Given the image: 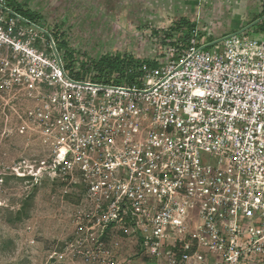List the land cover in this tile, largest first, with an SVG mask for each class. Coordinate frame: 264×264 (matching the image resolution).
I'll return each mask as SVG.
<instances>
[{"label": "built area", "instance_id": "built-area-1", "mask_svg": "<svg viewBox=\"0 0 264 264\" xmlns=\"http://www.w3.org/2000/svg\"><path fill=\"white\" fill-rule=\"evenodd\" d=\"M66 52L0 0V96L40 88L26 118L91 204L77 253L113 264L120 229L159 264H264V40L195 32L180 59L129 66L143 84L75 78Z\"/></svg>", "mask_w": 264, "mask_h": 264}, {"label": "rangeland", "instance_id": "rangeland-1", "mask_svg": "<svg viewBox=\"0 0 264 264\" xmlns=\"http://www.w3.org/2000/svg\"><path fill=\"white\" fill-rule=\"evenodd\" d=\"M10 1L28 9L16 0ZM45 3L43 1L36 8L46 10L35 11L47 23L43 26L52 32L60 50L67 51L54 33L63 31L62 37L76 50L79 58L83 53L100 57L121 51L151 57L152 66L158 67L160 60L165 63L169 59H180L188 48L163 44L152 34L151 27H143L140 31L131 28L132 35H120L114 22L85 15L81 7L72 5L69 0ZM46 15L48 21H44ZM64 16L67 25L62 23ZM171 24L158 28L164 29ZM242 34L264 40V18ZM197 35L211 42L218 40L201 30ZM46 39L50 40L49 35ZM223 43L219 41L214 46L221 47ZM45 44L40 40L38 46ZM128 47L132 49L128 51ZM46 50L52 51L49 47ZM81 64L76 72L71 70L73 76L80 79L92 76ZM128 67L119 73L129 82L138 80L143 84L146 74L130 73ZM67 69H71L68 64ZM107 76V81L112 80L113 76ZM39 90L37 84L25 83L0 96V264H103L87 261L77 253L78 249L91 245V241H83L78 230L79 217L91 205L82 194L80 182L67 179L63 172L50 167L51 142L26 118L29 108L40 102ZM18 171L26 175H18ZM33 171L35 176L29 174ZM107 238L115 254L113 264H159L143 255L136 233L114 229Z\"/></svg>", "mask_w": 264, "mask_h": 264}, {"label": "crops", "instance_id": "crops-1", "mask_svg": "<svg viewBox=\"0 0 264 264\" xmlns=\"http://www.w3.org/2000/svg\"><path fill=\"white\" fill-rule=\"evenodd\" d=\"M16 1L35 12L46 10L36 7L43 1L48 5L52 0ZM69 3L81 7L85 15L114 22L123 36L132 35L131 28L139 31L143 27L158 28L186 18L195 22L206 36L219 39L242 33L264 18V0H69ZM85 6L90 10L84 9ZM48 20L46 15L44 21ZM62 23L67 25L66 16ZM123 47L126 48V44Z\"/></svg>", "mask_w": 264, "mask_h": 264}, {"label": "trees", "instance_id": "trees-1", "mask_svg": "<svg viewBox=\"0 0 264 264\" xmlns=\"http://www.w3.org/2000/svg\"><path fill=\"white\" fill-rule=\"evenodd\" d=\"M10 4L15 7L16 10L24 17H29L28 19H33L32 21L41 25L45 24L41 19L42 16L39 13L33 12L29 9H25L20 5L12 3L11 1ZM262 15H264V13ZM197 31L199 30L197 29L196 23L186 18L177 19L173 21L170 26L164 29H160L157 27L152 28V34L158 37L163 44L172 45L179 49L186 48L189 45L190 37ZM62 32H59V30L54 31L57 38L59 39L61 46L67 49L66 60L67 64L71 67V69L69 70L70 73L71 70L76 72L77 66L82 63V68L86 72H89V74L92 73V78L94 80H106L105 82L122 83L124 81H129H127V79L122 75V73H119V70L124 71L126 70V66H137L143 63H147L151 66L153 65L150 60L151 57H149L148 59L147 57H139L134 55L133 53L121 51H117L116 53H105L100 57H91L88 53H83L80 55L81 57L79 58L78 54L76 53V50L68 44L65 37H62ZM131 73L135 74L140 72ZM109 74L113 77L112 80L110 79L109 81L108 79L107 81V78H109L107 75Z\"/></svg>", "mask_w": 264, "mask_h": 264}]
</instances>
